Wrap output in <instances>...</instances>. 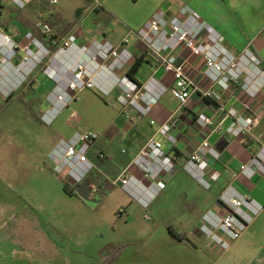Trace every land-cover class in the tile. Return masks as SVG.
I'll list each match as a JSON object with an SVG mask.
<instances>
[{
  "label": "rangeland",
  "instance_id": "rangeland-1",
  "mask_svg": "<svg viewBox=\"0 0 264 264\" xmlns=\"http://www.w3.org/2000/svg\"><path fill=\"white\" fill-rule=\"evenodd\" d=\"M88 3V0H58L54 6L43 5L42 13L46 14L40 20L51 27L46 35L48 42H44L39 27L35 35L50 53L23 84L8 94L0 91V264H189L198 261L200 254L208 256L212 263L218 253L214 250L211 256L206 251L211 239L201 227L206 214L223 213L209 209L203 215L206 201L193 203L192 210L183 212L180 200L183 185L175 184L171 193L156 203L155 208L166 210L158 215L153 206L145 207L121 183L106 189L109 178L96 164L87 177L98 189L92 196L96 202L91 205L65 190L63 181L70 185L73 181L67 170L57 172L49 158L56 141L58 144L76 132L86 131L104 137L121 115V104L111 101L97 88H86L52 123L42 120L41 113L50 105L46 109L41 103L47 101L53 89L37 87L32 75L44 72L64 39L76 40L73 30L76 22L83 29L88 26L78 15ZM61 6L64 12H56ZM23 19L20 15L18 29L25 30ZM6 21L0 19V31L7 32ZM167 102L179 104L174 97ZM157 105L145 119L154 117ZM119 125L121 129L131 128ZM121 129L112 127L110 132L119 134ZM116 144L119 150L128 149L124 141L118 139ZM179 170L185 172L183 165ZM190 202L187 200V204ZM222 206L227 213L228 209ZM168 225L178 233H186L187 241L171 234ZM192 241L197 251L191 252Z\"/></svg>",
  "mask_w": 264,
  "mask_h": 264
},
{
  "label": "built area",
  "instance_id": "built-area-1",
  "mask_svg": "<svg viewBox=\"0 0 264 264\" xmlns=\"http://www.w3.org/2000/svg\"><path fill=\"white\" fill-rule=\"evenodd\" d=\"M1 1V0H0ZM34 0H14L18 9H25ZM52 5L58 0H45ZM90 7L98 8L102 0H88ZM43 35H49V24H38ZM135 36L144 45L156 65L170 75L166 83L152 75L143 82L131 78L126 71L135 60L130 49L131 37ZM26 42L19 44L13 37L0 31V91L8 94L19 87L43 63L49 55L48 47L33 33L26 35ZM58 53L44 69L55 87L49 93V109L42 114V120L48 124L77 99L78 93L86 88H97L111 99L118 93L119 104L123 108L131 107L140 116L145 117L156 106L167 91L178 100V109L159 127L157 135L165 137L173 146L178 138L173 131L178 127L179 114L194 94L212 101L216 112L222 116L200 114L196 123L205 138L186 158L183 169L205 188H211L208 169L210 159H218L219 152L211 146L209 135L219 131L225 118H231L232 124L227 132L240 137L256 126L262 114L255 108L264 87V70L261 60L249 49L240 55L231 53L223 45V36L208 22L197 17L190 6H184L178 15H169L164 9L158 10L138 30H130L119 45L106 40H93L89 45H78L75 38L64 39ZM58 55L75 56L73 63L61 69L54 67ZM15 60L19 62L16 63ZM203 70L209 82L207 87L195 80V75ZM236 89L240 106L226 108L224 94ZM128 119L134 120L131 115ZM151 125L156 124L151 120ZM100 135L94 131L76 132L69 140L61 139L50 152L49 158L57 172L67 170L73 184H81L95 168L90 152ZM101 159L104 154H99ZM143 170L145 178L154 179L163 173L177 170V164L164 149V143L157 137L150 138L131 163ZM129 167L119 177L124 189L145 207L148 205V190L138 178L130 175ZM241 171L251 177L257 172L264 174V143L253 155L250 162L241 166ZM117 180V181H118ZM98 189L92 185V193ZM149 192V191H148ZM150 196V195H149ZM221 202L228 209L225 214H206L202 231L211 239V246L221 254L230 248L233 241L239 239L263 206L231 189L221 194ZM124 209L120 210L123 213ZM209 225L212 227L210 228Z\"/></svg>",
  "mask_w": 264,
  "mask_h": 264
},
{
  "label": "crops",
  "instance_id": "crops-1",
  "mask_svg": "<svg viewBox=\"0 0 264 264\" xmlns=\"http://www.w3.org/2000/svg\"><path fill=\"white\" fill-rule=\"evenodd\" d=\"M46 4L54 6L45 0H34L25 9H18L14 0H1L0 19L7 20L4 26L7 33L19 43H25L27 33L31 32L34 35L37 33L38 24L42 22L40 18L46 14V12L42 13V6ZM88 5L85 9H80L78 13L82 22L88 23V26L83 29L78 22L73 26L74 33L77 35L75 42L78 45H89L95 39L106 40L114 45H119L130 30H138L156 11L164 9L173 16L178 15L184 6H190L199 19L208 22L221 33L223 45L231 53L240 55L249 48L261 60V68L264 70V0H102V5L98 8L90 7V3ZM60 8L61 10H56V12H64V7L61 6ZM27 10H31V12L26 13ZM20 15L24 16L25 30L18 29L21 27ZM130 49L135 56L133 64L137 60L141 61L139 70L135 74L136 81L143 82L154 75L163 82H170V75L156 65L144 45L135 36L131 37ZM75 59L74 55L72 57L58 55L53 65L56 69H61L67 64L73 63ZM15 62L18 63L19 61L15 60ZM130 68L118 72V75L128 73ZM32 76H35L32 80L37 87L46 86L50 90L55 87V82L49 79L44 72ZM195 80L204 87L209 85L202 69L196 73ZM236 92L237 90L233 88L224 94L226 108L240 106ZM170 97L174 96L170 91H167L161 98L159 106L157 105L153 113L154 117L151 119H145L149 114L142 117L133 108L122 107L121 115L109 126V131L104 137L100 136L95 141L90 152V158L94 161L95 166L97 164L103 169L104 175L109 178L105 188L113 189L117 183H121L118 180L119 177L123 176L124 171L130 166V175H134L148 187V190L142 192V195L147 194V207H154L162 196L169 195L175 184L183 185L184 188L180 194L183 212L192 210L193 203L206 201L203 215L209 209L225 214L226 210L219 199L227 189L248 197L262 205L263 209L254 217L241 237L233 241L228 250L218 255L215 254V260L212 263L208 261V256L200 254L198 261L189 264H264V174L257 172L249 177L241 171V166L249 163L264 143V87L257 100L254 101L256 110L262 114L256 126L240 137H233L227 132V128L233 121L231 118H225L221 129L209 135L211 146L220 154L218 159H210L208 169L209 179L212 183L210 190L199 184L185 170L183 172L179 169L188 155L206 137L196 123L197 116L209 114L217 116L219 119L222 115L216 112V106L212 101L202 98L200 94H194L179 114L178 127L173 131L178 138V143L173 146L165 137L157 135L159 127L179 107V104H168L167 100ZM117 98L118 93H115L110 100L119 103ZM41 104L46 109L49 107L48 101ZM128 115H131L134 120L128 119ZM151 120H155L156 124L151 125ZM119 124H125L131 128L129 130L121 129ZM112 127L115 130L121 129V133H111ZM152 137H157L163 141L165 151L176 161L177 170L165 172L154 179H148L145 178L141 168L132 166L131 163ZM118 139L127 143V150L117 148ZM55 145H57V141ZM101 153L105 155V158L99 157ZM100 168L98 170L102 172ZM66 182L63 181L64 184ZM75 197L83 200L79 196ZM187 200H192V203L187 204ZM154 210L158 215L166 211L162 207H154ZM167 228L171 234L177 236L178 232L172 226L168 225ZM179 234L181 240L187 241L186 233L179 232ZM196 238L199 242L202 241L199 236ZM189 243L192 246L190 247L191 252L197 251L196 243ZM206 251L214 256V249L210 244H207Z\"/></svg>",
  "mask_w": 264,
  "mask_h": 264
},
{
  "label": "water",
  "instance_id": "water-1",
  "mask_svg": "<svg viewBox=\"0 0 264 264\" xmlns=\"http://www.w3.org/2000/svg\"><path fill=\"white\" fill-rule=\"evenodd\" d=\"M1 105V103H0ZM77 194L81 197L86 203L88 204H95L96 200L92 199V185L90 184L89 180H84L81 184L77 187Z\"/></svg>",
  "mask_w": 264,
  "mask_h": 264
},
{
  "label": "trees",
  "instance_id": "trees-1",
  "mask_svg": "<svg viewBox=\"0 0 264 264\" xmlns=\"http://www.w3.org/2000/svg\"><path fill=\"white\" fill-rule=\"evenodd\" d=\"M43 40H44V42H48V40H47V36L46 35H44L43 36ZM141 61L139 60H137L133 65H132V67L130 68V70H129V72H128V74H129V76L131 77V78H133L134 80H136V78H135V74H136V72L139 70V67H140V63ZM78 185L79 184H76V185H70L68 182H66L65 184H64V188H65V190L69 193V194H71V195H75V196H78V194H77V187H78ZM177 236H179V237H181V235L179 234H177Z\"/></svg>",
  "mask_w": 264,
  "mask_h": 264
}]
</instances>
